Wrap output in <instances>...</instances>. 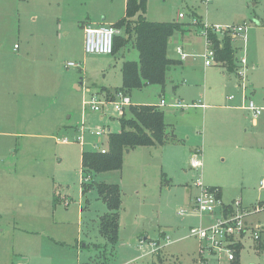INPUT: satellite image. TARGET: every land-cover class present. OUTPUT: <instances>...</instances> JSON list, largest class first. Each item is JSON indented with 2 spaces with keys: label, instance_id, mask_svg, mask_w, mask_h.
I'll list each match as a JSON object with an SVG mask.
<instances>
[{
  "label": "rangeland",
  "instance_id": "374dc122",
  "mask_svg": "<svg viewBox=\"0 0 264 264\" xmlns=\"http://www.w3.org/2000/svg\"><path fill=\"white\" fill-rule=\"evenodd\" d=\"M127 1L0 0V264H230L226 251L201 255L209 244L191 234L221 214L218 209L215 217L201 218L192 211L200 192L196 181L202 176L206 187L223 188L226 214L236 200L244 207L264 202V115L257 125L245 109L236 110L239 81L225 80L227 66L207 67L205 59V31L221 46L230 39L232 72L246 55V95L264 107V0H147L148 21L182 25L169 42L171 58L181 61L179 47L187 56L165 86L128 95L134 106L164 112L165 146L126 151L122 171L83 180V152L107 147V135L96 132L120 131L113 102L122 64L139 59L133 48L87 54L85 27L118 23ZM244 25L246 41L234 38L230 28ZM93 95L102 101L101 112L87 105ZM82 128L83 145L77 139ZM198 151L201 175L191 168ZM117 182L123 208L119 243L111 250L100 234L109 210L97 186ZM83 185L92 189L83 194ZM245 223L247 230L264 231V213L251 212ZM237 245L240 264H264V233L256 241L248 230Z\"/></svg>",
  "mask_w": 264,
  "mask_h": 264
},
{
  "label": "trees",
  "instance_id": "16d2710c",
  "mask_svg": "<svg viewBox=\"0 0 264 264\" xmlns=\"http://www.w3.org/2000/svg\"><path fill=\"white\" fill-rule=\"evenodd\" d=\"M147 0H128L126 15L113 26L121 31L115 38L114 54L123 48H133L139 53L137 61H124L122 65V86L117 93L129 95L133 90H141L148 85L165 86L170 69L176 65L168 53L171 38L179 32L182 26L179 23L150 22L145 17ZM210 33V32H209ZM211 49L215 60L227 66L228 71L234 70L236 50L230 39L221 41L213 34H209ZM106 91V90H104ZM108 97L113 93L107 91ZM128 111V112H127ZM121 117L120 132L107 135V151L83 152L82 174L86 180L90 173H107L121 171L123 157L127 150L141 147H161L167 140L165 114L154 105H137L127 109ZM84 184V183H83ZM88 186V185H86ZM86 189L83 185V194ZM221 198V190L210 187ZM99 196L107 206L109 212L101 217L100 234L105 239V248L114 250L119 243L120 212L122 207V193L118 184H99ZM107 251V250H106ZM236 259L231 264H240L239 252L241 247L236 246Z\"/></svg>",
  "mask_w": 264,
  "mask_h": 264
},
{
  "label": "built area",
  "instance_id": "2783aa9c",
  "mask_svg": "<svg viewBox=\"0 0 264 264\" xmlns=\"http://www.w3.org/2000/svg\"><path fill=\"white\" fill-rule=\"evenodd\" d=\"M183 17L182 14L179 16ZM208 29H213L214 31L221 32V28L219 27H209ZM233 29V37H242L246 41L245 33L247 31V26H239ZM223 30H227L224 28ZM121 34V31L111 26H104L100 28H86L85 29V52L89 55H101V56H109L113 55L114 52V42L115 38ZM205 36L207 40V54L205 55L206 66H212L215 60L214 51L211 49V43L209 41V32L205 31ZM178 53L182 55V59H186L187 56L183 52L182 48H178ZM77 67L74 63H69L68 67ZM248 60L246 55L241 59L238 68L236 69V75L239 79L238 90L243 95V109L253 118V120H257L261 117L264 112V108L258 106L254 101L247 99V89L249 86L248 82ZM234 96H231L229 100H233ZM91 107L93 112H101L102 111V101L96 95H93L91 101L87 103ZM115 110L120 114V117L124 115L126 110L133 106L131 99L128 95L123 93H119L116 96V100L113 102ZM165 105V101L162 100L160 106L163 107ZM83 128L81 129V135L77 138L81 141L83 145ZM110 133L109 130L99 129L96 134L97 136L108 135ZM67 143V141H65ZM107 151L106 147H103L98 150L102 154H105ZM201 151L193 154L191 158V168L195 171L203 172V160L199 158ZM86 182L90 181L88 177ZM196 186L200 189L199 194L194 199L192 211L198 214L201 218L205 216L215 217L217 215V210H221L220 217H216L214 219L213 224L209 228H192L191 234L192 236L198 238L201 241H206L209 245L206 248L201 250V255L205 252V250H209L214 252V254H218L221 251H226L228 254V261L231 264L236 259V251L235 247L238 246L242 241V238L245 236L248 230H252L253 236L256 241H259L264 233L263 230L253 229L251 225L247 230V226L245 220H247L249 214L251 212L264 213V202H258L252 206L244 207L242 200H236L231 205L234 209L232 214L225 213V205L220 204L221 198L218 197L217 192L211 190L210 187H206L203 183L202 176L196 181ZM260 189L264 190V178L260 182ZM188 212L186 210H182L180 215H185ZM236 245L232 248V246ZM156 252V251H155ZM154 252V253H155ZM198 264H207L203 259Z\"/></svg>",
  "mask_w": 264,
  "mask_h": 264
},
{
  "label": "crops",
  "instance_id": "0c3cea01",
  "mask_svg": "<svg viewBox=\"0 0 264 264\" xmlns=\"http://www.w3.org/2000/svg\"><path fill=\"white\" fill-rule=\"evenodd\" d=\"M104 26H107L106 24H104V23H102L100 26H98V27H91V28H100V27H104ZM90 26H88V27H85V29L86 28H89ZM170 56V55H169ZM170 58H171V56H170ZM172 59V58H171ZM174 60V59H173ZM248 60V67H249V59H247ZM183 59L181 58V61H176L177 63H176V65L175 66H173L171 69H170V71L168 72V75H170V73H171V71L172 70H177V68H180V67H183ZM123 65V64H122ZM254 68L256 67L255 65L253 66ZM122 69V68H121ZM184 69V68H183ZM226 70V69H225ZM249 70V69H248ZM235 71H236V69H235ZM225 74V73H224ZM226 75L227 76H229V78H226V76H225V80H238L239 81V79H238V77H237V75H236V73L235 72H232V71H228V70H226ZM167 80H168V76H167ZM105 88H109V89H116V88H118V87H107V86H104ZM252 86H251V84H250V88H251ZM77 88L79 89V90H81V87H80V85L79 86H77ZM90 91H91V89L89 88V87H87ZM101 88H103V87H101ZM239 91V90H238ZM240 92V91H239ZM240 94V97H239V105L237 106V107H234L236 110H243V108L241 107V105H242V103H243V95L241 94V93H239ZM96 95H97V93H96ZM230 98V97H229ZM247 99L248 100H252V101H254L253 99H251L250 97H248L247 96ZM234 100V99H233ZM233 100H230V101H233ZM162 101V100H161ZM132 102V101H131ZM255 102V101H254ZM161 103V102H160ZM256 103V102H255ZM167 103H166V101H165V105H166ZM257 104V103H256ZM164 105V106H165ZM258 105V104H257ZM134 106V105H133ZM258 106H260V107H263L262 105H258ZM158 107V106H157ZM264 108V107H263ZM160 109V108H159ZM264 115V112H263V114L261 115V116H263ZM256 123V120H255V122H254V124ZM257 124V123H256ZM167 125V124H166ZM258 125V124H257ZM166 131H167V134H169V132H168V130H167V128H166ZM120 132V131H119ZM118 133V132H117ZM164 146H165V144H164ZM163 146V147H164ZM148 148H150V149H156V148H154V147H148ZM131 151V150H130ZM129 151V152H130ZM201 153H202V151H201ZM122 171V170H121ZM203 173V172H202ZM116 184H118L119 186H120V184H119V182H117ZM214 187H217V188H220V190H221V199L223 198V196H224V191H223V188L222 187H219V186H214ZM120 188H121V186H120ZM121 193H123L122 192V189H121ZM255 203V202H254ZM254 203H252V204H250L249 206H252V205H254ZM257 203V202H256ZM255 203V204H256ZM123 208V202H122V207H121V209ZM120 229H121V215H120ZM120 229H119V233H120ZM120 237V236H119ZM144 239H146V237L144 238Z\"/></svg>",
  "mask_w": 264,
  "mask_h": 264
},
{
  "label": "water",
  "instance_id": "95a60500",
  "mask_svg": "<svg viewBox=\"0 0 264 264\" xmlns=\"http://www.w3.org/2000/svg\"><path fill=\"white\" fill-rule=\"evenodd\" d=\"M127 153H129V150H127Z\"/></svg>",
  "mask_w": 264,
  "mask_h": 264
}]
</instances>
